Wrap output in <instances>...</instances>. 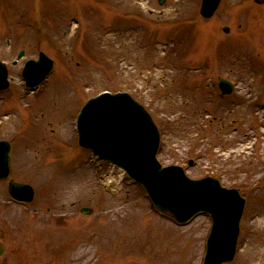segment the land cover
Instances as JSON below:
<instances>
[{
  "label": "rangeland",
  "instance_id": "1",
  "mask_svg": "<svg viewBox=\"0 0 264 264\" xmlns=\"http://www.w3.org/2000/svg\"><path fill=\"white\" fill-rule=\"evenodd\" d=\"M200 1L0 0L10 81L0 140L12 148L9 179L34 190L24 206L2 204L3 188L0 264L202 263L208 216L176 226L78 147L79 109L103 92L127 93L150 115L161 166L238 192L245 207L229 264H264V4L221 0L205 20ZM40 52L54 67L31 92L20 72ZM219 77L234 85L229 98L219 96Z\"/></svg>",
  "mask_w": 264,
  "mask_h": 264
},
{
  "label": "water",
  "instance_id": "2",
  "mask_svg": "<svg viewBox=\"0 0 264 264\" xmlns=\"http://www.w3.org/2000/svg\"><path fill=\"white\" fill-rule=\"evenodd\" d=\"M263 4L264 0H253ZM164 0H158L162 5ZM220 0H201L200 16L210 18ZM227 33L228 29L224 28ZM23 52L18 53L17 60ZM16 62H13L14 65ZM53 63L43 53L36 61L24 64L21 76L29 88L41 84L50 74ZM7 70L0 62V90L7 88ZM223 95L233 90L230 83L218 79ZM76 129L78 143L99 160L106 161L126 173L136 184L143 187L154 207L173 216L184 224L196 214H208L211 229L206 241L202 264H227L235 255L239 222L244 200L236 190L222 188L212 178L189 180L179 167L161 168L156 160L159 134L150 116L142 106L124 93H104L89 100L81 109ZM9 145L0 143V179L9 175ZM9 195L30 202L32 189L27 185L8 184ZM80 213L89 215L91 209L82 208Z\"/></svg>",
  "mask_w": 264,
  "mask_h": 264
},
{
  "label": "flooded vegetation",
  "instance_id": "3",
  "mask_svg": "<svg viewBox=\"0 0 264 264\" xmlns=\"http://www.w3.org/2000/svg\"><path fill=\"white\" fill-rule=\"evenodd\" d=\"M0 141H3V140H0ZM5 182V181H4ZM3 182V183H4ZM3 188L5 189V185H4V187L3 186H1L0 187V200H2V198H3V192H4V190H3ZM5 198V197H4ZM2 204H9V202H7V201H3L2 200V202H1ZM1 203H0V213H1V209H4L5 207L4 206H1ZM4 212H2V214L0 215V221H2L3 223H1L0 222V243L2 244V239H3V235H4V232H5V229L3 228V224H5L4 223V217H3V214ZM3 245V244H2ZM1 258V257H0Z\"/></svg>",
  "mask_w": 264,
  "mask_h": 264
}]
</instances>
